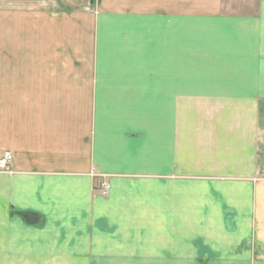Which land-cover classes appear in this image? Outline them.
Instances as JSON below:
<instances>
[{"label":"crops","instance_id":"1","mask_svg":"<svg viewBox=\"0 0 264 264\" xmlns=\"http://www.w3.org/2000/svg\"><path fill=\"white\" fill-rule=\"evenodd\" d=\"M4 153L0 264H264V0H0Z\"/></svg>","mask_w":264,"mask_h":264},{"label":"built area","instance_id":"2","mask_svg":"<svg viewBox=\"0 0 264 264\" xmlns=\"http://www.w3.org/2000/svg\"><path fill=\"white\" fill-rule=\"evenodd\" d=\"M12 160V156L9 153H4L0 156V172H8L9 171V164ZM98 193L102 196H107L109 192V185L106 180H102L99 188Z\"/></svg>","mask_w":264,"mask_h":264},{"label":"water","instance_id":"3","mask_svg":"<svg viewBox=\"0 0 264 264\" xmlns=\"http://www.w3.org/2000/svg\"><path fill=\"white\" fill-rule=\"evenodd\" d=\"M21 215L22 217H24L28 223H38L41 221V218L38 217V216H31L30 214H19ZM31 217V218H30Z\"/></svg>","mask_w":264,"mask_h":264},{"label":"rangeland","instance_id":"4","mask_svg":"<svg viewBox=\"0 0 264 264\" xmlns=\"http://www.w3.org/2000/svg\"><path fill=\"white\" fill-rule=\"evenodd\" d=\"M94 1H95V0H94ZM235 1H236V0H235ZM61 11H63V12H68V10H67V9H64V8H63ZM86 27H88V25H86ZM22 29H23V30L26 29V25H24V26L21 27V31H22ZM27 33H28V32H21V36H28ZM88 36H89V35H88ZM8 172H10V170H9Z\"/></svg>","mask_w":264,"mask_h":264}]
</instances>
